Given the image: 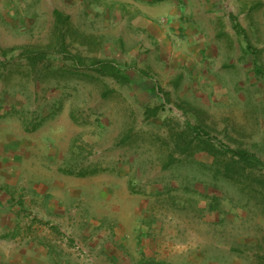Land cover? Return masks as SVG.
Here are the masks:
<instances>
[{"label":"crops","instance_id":"obj_1","mask_svg":"<svg viewBox=\"0 0 264 264\" xmlns=\"http://www.w3.org/2000/svg\"><path fill=\"white\" fill-rule=\"evenodd\" d=\"M260 85L264 0H0V264H241L224 178L154 136Z\"/></svg>","mask_w":264,"mask_h":264},{"label":"rangeland","instance_id":"obj_2","mask_svg":"<svg viewBox=\"0 0 264 264\" xmlns=\"http://www.w3.org/2000/svg\"><path fill=\"white\" fill-rule=\"evenodd\" d=\"M59 32L74 42L68 29ZM51 45L59 49L57 39ZM240 92V99L209 111L188 107L184 117L166 123L164 134L155 135L154 140L161 149L176 154L177 162L192 158L195 151H205L209 175L224 178V191L233 194L245 212L243 229L250 234V244L241 264H264V167L239 162L220 149L224 145L245 150L264 162V88L257 86L255 94L249 88Z\"/></svg>","mask_w":264,"mask_h":264},{"label":"trees","instance_id":"obj_3","mask_svg":"<svg viewBox=\"0 0 264 264\" xmlns=\"http://www.w3.org/2000/svg\"><path fill=\"white\" fill-rule=\"evenodd\" d=\"M54 15L56 18V23H58V27H56V33L59 32L60 26L63 24V19L57 11H54ZM57 40H58V50H56V53H62L63 58L70 60L77 68H87L94 72H97L101 75H113L118 76V68L117 66L112 63L109 60H103V59H92L90 63L87 65L84 63L82 57H80L77 54H71L63 44V35L60 34V32L57 34ZM50 52V50L46 49H38L35 51H30L27 55V58L31 61H38L41 59L46 58V54ZM194 130V127H193ZM221 151L223 153H229L233 158H235L239 162H243L246 164H249L251 166H262L264 167V162L261 161L256 155L249 153L245 150L241 149H231L230 147H225L224 145H221L220 147Z\"/></svg>","mask_w":264,"mask_h":264}]
</instances>
